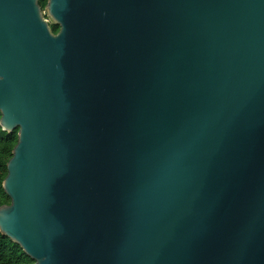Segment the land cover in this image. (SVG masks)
<instances>
[{
  "label": "water",
  "instance_id": "1",
  "mask_svg": "<svg viewBox=\"0 0 264 264\" xmlns=\"http://www.w3.org/2000/svg\"><path fill=\"white\" fill-rule=\"evenodd\" d=\"M0 128L33 264H264V0H0Z\"/></svg>",
  "mask_w": 264,
  "mask_h": 264
},
{
  "label": "trees",
  "instance_id": "2",
  "mask_svg": "<svg viewBox=\"0 0 264 264\" xmlns=\"http://www.w3.org/2000/svg\"><path fill=\"white\" fill-rule=\"evenodd\" d=\"M47 0H38L43 9ZM53 33L59 29L58 25L50 24ZM17 141V129L11 133H5L0 128V206L9 204L10 199L2 188V181L7 173L6 163L12 155V148ZM0 264H33V260L28 257L20 246L8 237L0 233Z\"/></svg>",
  "mask_w": 264,
  "mask_h": 264
}]
</instances>
